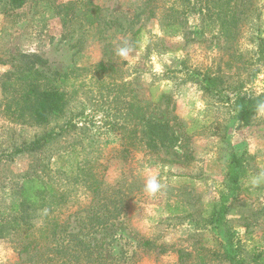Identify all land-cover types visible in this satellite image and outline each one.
<instances>
[{"label": "rangeland", "instance_id": "obj_1", "mask_svg": "<svg viewBox=\"0 0 264 264\" xmlns=\"http://www.w3.org/2000/svg\"><path fill=\"white\" fill-rule=\"evenodd\" d=\"M224 1L0 0V222L26 174L57 193L27 211L38 249L19 229L0 264H264V107L236 106L264 93V0ZM28 67L67 79L46 125L19 112Z\"/></svg>", "mask_w": 264, "mask_h": 264}, {"label": "trees", "instance_id": "obj_2", "mask_svg": "<svg viewBox=\"0 0 264 264\" xmlns=\"http://www.w3.org/2000/svg\"><path fill=\"white\" fill-rule=\"evenodd\" d=\"M229 0H225L224 5H228ZM228 3V4H227ZM228 10V8H227ZM229 11V10H228ZM229 25V24H228ZM264 44V40L262 41ZM99 67L106 70L104 64H99ZM18 80L24 84V92L21 96V100H18V106L21 105L20 115L28 113L36 124L46 125L51 119L58 118L65 114V110L68 104L66 94L61 90V85H66L67 79L63 77L60 79V84L56 77H48L46 74L41 73L34 67L25 68V70L18 73ZM204 81L208 85L218 82V79H210V76L206 73L204 75ZM6 84L4 85V89ZM241 94L237 98L236 106L239 113V119L246 125L251 123L252 117L257 113L260 108L264 107V93L259 96L244 97L241 99ZM21 101V102H20ZM23 104V107H22ZM163 123H159L160 130L165 128ZM53 133H48L42 138L36 139L31 143L32 150H38L51 142ZM175 139V138H174ZM18 152H21L17 150ZM230 161L227 167L226 178H228L233 186H237L239 180L243 178L247 172L246 165L241 163L236 153H231ZM16 200L11 203L9 207V217L0 222V237L17 236L19 229H27L29 234H26L23 239L25 242L21 250L23 252L35 251L38 249V237L34 235L33 228L35 227L28 221L27 211L36 212L47 201L48 198H54L57 193L54 187L50 183H45L40 177L26 174L22 177L21 184L17 188L15 193ZM63 197V196H61ZM225 199V196L222 197ZM227 207L221 203L217 211H213L210 219L219 220L225 213ZM215 214L217 218L215 217ZM37 217V215H35ZM34 217V218H35ZM10 227V228H8ZM55 230L53 231L54 235ZM155 246L152 241H146L143 243V249L145 251L152 250ZM140 247V245H138ZM135 253V252H134ZM79 264V263H78ZM110 264H113L112 262ZM117 264V263H115ZM234 264H243L238 261Z\"/></svg>", "mask_w": 264, "mask_h": 264}, {"label": "clouds", "instance_id": "obj_3", "mask_svg": "<svg viewBox=\"0 0 264 264\" xmlns=\"http://www.w3.org/2000/svg\"><path fill=\"white\" fill-rule=\"evenodd\" d=\"M130 49L127 46L120 47L116 50V56L120 57L121 59H127L129 57ZM258 181L254 180L253 183H257ZM163 188V185L161 181L155 177L152 176L149 178L144 187V191L150 195L155 196L157 193H159Z\"/></svg>", "mask_w": 264, "mask_h": 264}]
</instances>
